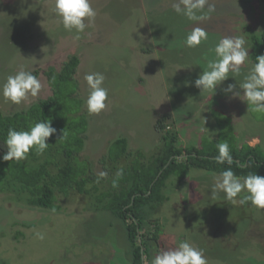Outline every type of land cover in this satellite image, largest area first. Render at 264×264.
<instances>
[{
	"label": "rangeland",
	"instance_id": "1",
	"mask_svg": "<svg viewBox=\"0 0 264 264\" xmlns=\"http://www.w3.org/2000/svg\"><path fill=\"white\" fill-rule=\"evenodd\" d=\"M177 2L90 0L97 15L91 23L85 19L89 26L76 40L75 30H65L56 15L54 0H0V87L20 70L31 72L42 85L36 97L29 95L20 104L0 95V112H20L50 97L45 71L59 70L76 55L79 97L89 119L80 158L90 162L98 179L106 173L101 190L108 186L105 166L113 167L108 153L117 139L128 141L124 165L162 154L168 133L156 126L163 117L166 130L179 133V146L201 148L218 136H233L238 144L260 145L264 151V112L252 111L246 101L224 92L229 83L243 82L254 65L245 34L264 30V4L209 0L214 6L209 18L190 21L174 11ZM195 27L208 38L189 48L184 41ZM226 36H243L249 57L240 74L230 72L215 93L201 92L194 81L214 58L210 50ZM92 73L104 75L108 99L104 110L89 115L84 77ZM217 175L191 169L183 178L171 176L164 190L167 201L150 215L145 230L153 231L155 221L160 225L152 258L187 241L203 251L207 264H264V209L250 202L234 205L223 192L213 196ZM6 184L0 176V264H133L126 225L92 208L90 196L58 195L59 210L51 211L27 206V196L7 192ZM34 232L44 239H36Z\"/></svg>",
	"mask_w": 264,
	"mask_h": 264
},
{
	"label": "trees",
	"instance_id": "2",
	"mask_svg": "<svg viewBox=\"0 0 264 264\" xmlns=\"http://www.w3.org/2000/svg\"><path fill=\"white\" fill-rule=\"evenodd\" d=\"M256 1L264 4V0ZM245 35L252 51L250 60L255 64L256 56L264 54V30ZM79 65L80 58L73 55L59 70L50 68L45 71L52 90L50 97L20 112L9 115L0 112L1 157L7 151L3 140L9 127L28 130L34 123L50 119L57 129V134L47 140L49 145L43 154L32 150L25 160L11 161L10 166L4 164L8 161H1L0 176L7 183V192L13 190L26 195L27 206L58 211V195L68 197L71 193H79L90 196L92 208L108 212L126 225L133 251L132 263L151 264L153 253L159 248L160 225L155 221L153 231L145 230L152 222L150 215L167 201L164 190L171 176L183 178L191 169L219 174L229 167L238 177L249 173L264 176V151L260 145L238 144L233 136L230 139L218 136L203 143L201 148L195 145L182 147L177 144L179 133L166 130L168 126L163 117L156 126L158 131L168 133L164 136L166 142L162 154L124 165L123 161L130 155L128 141L117 139L108 153L113 167L105 166L108 186L101 190L104 178L98 179L90 162H83L80 158L86 145L89 119L83 111L84 101L79 97L76 80ZM63 131L66 138L60 139ZM224 142L228 143L233 156L232 165H220L214 160L218 155L217 144ZM120 170H123L122 175L117 176Z\"/></svg>",
	"mask_w": 264,
	"mask_h": 264
},
{
	"label": "clouds",
	"instance_id": "3",
	"mask_svg": "<svg viewBox=\"0 0 264 264\" xmlns=\"http://www.w3.org/2000/svg\"><path fill=\"white\" fill-rule=\"evenodd\" d=\"M54 5V11L61 18L64 29L69 32L75 30L74 39L76 40L80 39V34L89 26L85 23V19L91 23L97 15L90 0H54ZM206 5H208L207 11H205ZM173 9L190 21H202L209 18V14L214 11V6L209 4V0H178L173 4ZM207 38L208 34L203 28L195 27L186 36L184 43L189 48H195ZM245 44L246 40L243 36L221 38L214 49L210 50L214 53V58L209 59L206 67L198 74L194 81L195 87L201 92L215 93L217 86L228 79L230 72L239 75L240 66L249 57V48H246ZM84 79L90 89L85 101L88 114H99L106 108L108 99V90L102 86L105 77L102 73H92L87 74ZM237 86L242 92L236 90ZM41 88V82L35 75L20 70L6 78L0 87V95L5 101L20 104L29 95L36 97ZM224 92L246 101L252 111L264 112V54L256 56V62L249 74L244 77L243 82L229 83ZM55 134L57 129L52 126L50 119L36 122L28 130H16L9 127L3 140L7 151L0 157V161L19 163L25 160L32 150L43 154L49 145L47 140ZM64 138L66 133L63 131L60 139ZM216 147L218 155L214 157L215 162L220 165L225 163L232 165L234 159L228 143H219ZM122 171L120 170L117 176L122 175ZM105 175L104 172L99 174L100 178ZM218 192H223L225 198L234 205L250 202L252 206L264 209V176L249 173L238 177L231 167L226 168L215 177L211 194L215 196ZM241 193L244 195L241 196ZM34 236L36 239H44V234L41 232H34ZM151 264H207V259L202 250L187 241H181L178 246L155 255Z\"/></svg>",
	"mask_w": 264,
	"mask_h": 264
}]
</instances>
